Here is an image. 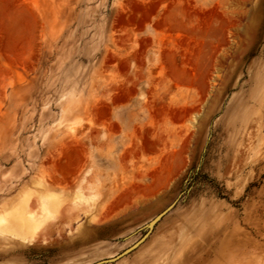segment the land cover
Returning <instances> with one entry per match:
<instances>
[{
    "label": "rangeland",
    "instance_id": "1",
    "mask_svg": "<svg viewBox=\"0 0 264 264\" xmlns=\"http://www.w3.org/2000/svg\"><path fill=\"white\" fill-rule=\"evenodd\" d=\"M142 237L105 264H264V0H0V264Z\"/></svg>",
    "mask_w": 264,
    "mask_h": 264
},
{
    "label": "water",
    "instance_id": "2",
    "mask_svg": "<svg viewBox=\"0 0 264 264\" xmlns=\"http://www.w3.org/2000/svg\"><path fill=\"white\" fill-rule=\"evenodd\" d=\"M172 205L173 204L169 205L166 209H164L163 211L159 212L151 221H149L146 224V227H148V230L153 228V226L156 224V222L162 217V215H164L170 209V207ZM142 239H143V237L140 238L138 241H136L133 245H131V246L127 247L126 249H124L123 251H121L116 256H114V257H106V258L100 259V260L96 261L93 264H105V263H109V262L116 261V260L120 259L124 255L129 253L131 250H133L142 241Z\"/></svg>",
    "mask_w": 264,
    "mask_h": 264
},
{
    "label": "bare ground",
    "instance_id": "3",
    "mask_svg": "<svg viewBox=\"0 0 264 264\" xmlns=\"http://www.w3.org/2000/svg\"><path fill=\"white\" fill-rule=\"evenodd\" d=\"M75 154V153H74ZM74 158H75V156H74ZM73 159V158H72ZM74 160V159H73ZM70 164L72 165V166H74V163L72 162V161H70ZM76 166V165H75ZM66 167H69V165H67ZM71 168V167H70ZM64 171V170H63ZM68 171V170H67ZM65 172V171H64ZM68 172H70V171H68ZM65 174V173H64ZM63 174V175H64ZM69 175V174H68ZM46 201V200H45ZM47 202H49V201H47ZM43 204H44V201H43ZM45 207H46V205H44ZM44 207V208H45ZM152 220V219H151ZM150 220V221H151ZM17 225L19 226V228H20V230H13V231H16V233H17V237H22V238H24V239H26V238H28V236H33L34 234H32V233H30V220L28 219L27 221L26 220H21V221H18L17 222ZM119 254V253H118ZM117 255V254H116ZM116 255H113V256H111V257H114V256H116ZM98 261V260H97ZM96 261H93V262H91V263H89V264H93V263H95Z\"/></svg>",
    "mask_w": 264,
    "mask_h": 264
}]
</instances>
